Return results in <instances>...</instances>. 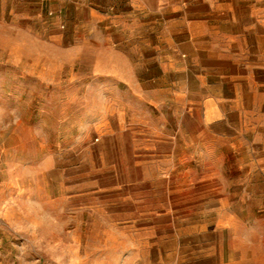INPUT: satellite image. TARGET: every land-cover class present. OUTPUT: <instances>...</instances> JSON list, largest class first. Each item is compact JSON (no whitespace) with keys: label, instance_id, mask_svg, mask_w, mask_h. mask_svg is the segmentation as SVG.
<instances>
[{"label":"rangeland","instance_id":"rangeland-1","mask_svg":"<svg viewBox=\"0 0 264 264\" xmlns=\"http://www.w3.org/2000/svg\"><path fill=\"white\" fill-rule=\"evenodd\" d=\"M263 10L0 0V264H264V90L221 122L213 63Z\"/></svg>","mask_w":264,"mask_h":264},{"label":"crops","instance_id":"crops-1","mask_svg":"<svg viewBox=\"0 0 264 264\" xmlns=\"http://www.w3.org/2000/svg\"><path fill=\"white\" fill-rule=\"evenodd\" d=\"M224 1H227V3H231L233 5L236 3V0ZM196 4L199 3L197 2ZM254 4L260 8L264 7V0H254ZM262 12L263 13L256 14L253 16L250 15L249 17H239L238 15L227 13L226 15H223L222 18L228 21L229 23L236 24L235 26H237L238 28L237 35L239 37L238 43L240 42L243 47H245V39H247L248 37H252L260 42L261 48L263 50L264 10ZM248 22H254L255 24L254 29L251 31H248L246 28V23ZM229 45L231 46V50L229 51L227 56L223 57L220 60H215L213 62L217 65V67L215 68L221 67V69L218 70H222V72L226 75L225 79L223 80V84L226 86V90H223V94L231 96V98L226 102L228 104H226L224 109L222 110V116L219 117L222 118L221 122L223 123L228 118L229 113L234 111L231 110L229 106L233 103L240 106V104L243 103L242 97L247 94V91L250 90V92H252L253 90H264V51H253V55L249 57V61L251 63H248L244 62L238 55L235 54V52H237L236 46L238 45L236 41H230ZM169 62L173 64V76H180L181 73L179 72V63H177V57L173 55V58L169 59ZM234 98L236 100H234ZM212 103H214V101H212ZM236 109L238 111L239 108ZM80 182L81 181H78V183ZM0 190L3 191V196L0 195V222H3L4 217L10 215L11 212L9 208H11L13 204L11 202V197L7 186L1 185Z\"/></svg>","mask_w":264,"mask_h":264},{"label":"built area","instance_id":"built-area-1","mask_svg":"<svg viewBox=\"0 0 264 264\" xmlns=\"http://www.w3.org/2000/svg\"><path fill=\"white\" fill-rule=\"evenodd\" d=\"M1 253H2V247H1V242H0V263H1Z\"/></svg>","mask_w":264,"mask_h":264}]
</instances>
